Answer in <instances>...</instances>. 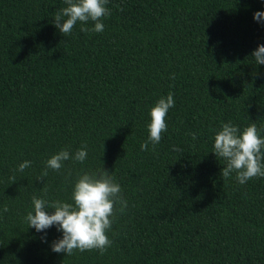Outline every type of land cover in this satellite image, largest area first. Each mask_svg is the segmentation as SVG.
I'll use <instances>...</instances> for the list:
<instances>
[{"label":"trees","instance_id":"16d2710c","mask_svg":"<svg viewBox=\"0 0 264 264\" xmlns=\"http://www.w3.org/2000/svg\"><path fill=\"white\" fill-rule=\"evenodd\" d=\"M106 6L103 32L78 22L63 36L54 16L64 0H0V264H264V178L224 179L213 153L223 123H255L264 137V64L252 57L264 0ZM169 92L167 131L142 151L150 110ZM84 144L83 163L38 180L52 155ZM102 169L128 202L111 247L54 252L63 233L29 227L32 197L71 203L79 176Z\"/></svg>","mask_w":264,"mask_h":264},{"label":"clouds","instance_id":"9594fccd","mask_svg":"<svg viewBox=\"0 0 264 264\" xmlns=\"http://www.w3.org/2000/svg\"><path fill=\"white\" fill-rule=\"evenodd\" d=\"M109 0H64L66 7L59 9L54 16L55 27L67 36L71 34L74 26L79 22L81 32H103V19L111 15L106 6ZM123 11V8H120ZM258 22L264 20V12L254 13ZM91 21L94 27L89 29L86 25ZM256 64H264V44L252 53ZM172 78H175L173 74ZM174 93L169 92L161 97L150 110L151 121L148 124V139L141 144V150H148V144H159L163 133L167 131L166 117L171 108L175 106ZM192 138H197L192 133ZM174 151L181 149L173 146ZM213 153L217 158L226 161L221 176L229 179L233 173L240 184L256 177L264 178V137L255 123L246 126L242 131L231 121L223 123L214 137ZM87 145L84 144L73 155L64 149L52 155L47 161L45 170L38 177L43 181L48 176L47 169L59 172L64 162L71 159L83 163L87 158ZM31 161L25 160L18 166L23 172L31 166ZM45 193L47 189H44ZM72 202L55 200L49 202L37 196L32 197L33 211H29L25 220L29 227L37 232H43L53 225L62 231L61 239L53 241L52 250L56 253H66L71 256L75 251L84 252L98 250L104 254L113 241L108 232L116 218L117 211L123 213L127 208V200L123 197L122 187L114 175L102 169L93 172L85 171L76 180L71 197ZM116 205H120L117 210ZM49 209L54 210L49 212ZM8 208L4 207L3 212Z\"/></svg>","mask_w":264,"mask_h":264}]
</instances>
